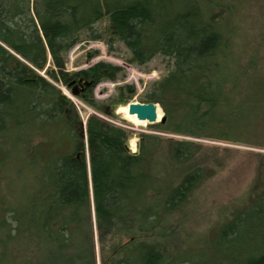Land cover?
<instances>
[{
  "label": "trees",
  "instance_id": "1",
  "mask_svg": "<svg viewBox=\"0 0 264 264\" xmlns=\"http://www.w3.org/2000/svg\"><path fill=\"white\" fill-rule=\"evenodd\" d=\"M240 4L0 0V264H264V153L211 237L176 246L165 233L221 166L218 147L144 134L131 153L128 130L94 115L83 127L50 82H114L118 67L98 62L69 73L66 56L81 33L120 42L135 66L172 61L143 96L164 114L150 128L264 150V35L257 52L235 43ZM132 90L114 104L129 103ZM88 92L81 98L99 112ZM61 125L65 151L47 136Z\"/></svg>",
  "mask_w": 264,
  "mask_h": 264
},
{
  "label": "rangeland",
  "instance_id": "2",
  "mask_svg": "<svg viewBox=\"0 0 264 264\" xmlns=\"http://www.w3.org/2000/svg\"><path fill=\"white\" fill-rule=\"evenodd\" d=\"M242 10L237 12L235 18V31L233 38L235 43L241 44V50L248 52H257L261 50L262 37L264 35V0H240ZM234 17V15H233ZM248 23H241V20ZM106 19L97 24V28L102 32L106 31ZM261 35V37H260ZM260 54V52L258 53ZM131 55L123 43L115 42L112 47L107 45L105 40L91 41L81 33L78 42L68 52L66 56L65 70L69 73L87 70L98 62H105L120 69L117 79L114 82L106 79L101 80L93 87H90L87 94L89 99L101 106V110L95 111L84 102L80 95L71 94L72 88L66 87L63 82H52L48 79L66 98H68L79 118L83 121L89 116H97L100 119L120 126L130 133L127 141L128 149L131 153H136L138 149L139 136L144 134L156 135L163 138L190 140L198 144L217 146V154L223 160L221 166L216 165L217 171L208 178L203 185L195 192L186 208L177 214V221L173 222L170 233L166 236L172 237V243L177 246L179 241L182 243L187 240L191 244H201L205 239L211 237L214 224L225 219L227 208L233 200L239 198L250 184L254 181L257 169V159L259 153H264L263 149L258 148L251 142L249 144H228L212 140H203L188 138L168 134L164 131H158L150 128V125L134 124L118 113V108L124 104H114L119 93H125L127 87L133 88V94L129 102L143 103V96L148 91L152 82L165 77L170 70L172 61L163 56L154 57L144 66H135L129 62ZM259 64V63H258ZM47 64L46 66H48ZM47 67H45V70ZM45 70L40 74L44 77ZM80 87H76L79 91ZM120 89V91H118ZM131 91V90H130ZM127 94V93H125ZM112 112L111 116L106 113ZM259 130V129H258ZM261 139L264 136V129L261 130ZM67 130L65 126L48 130V138L56 144V148L61 151L68 149V142L65 140ZM131 140H134L135 146L132 148ZM171 236V237H170ZM189 239V240H188Z\"/></svg>",
  "mask_w": 264,
  "mask_h": 264
},
{
  "label": "water",
  "instance_id": "3",
  "mask_svg": "<svg viewBox=\"0 0 264 264\" xmlns=\"http://www.w3.org/2000/svg\"><path fill=\"white\" fill-rule=\"evenodd\" d=\"M81 81H83V80L80 79V80H78L77 83L80 84ZM73 83H74V81L69 83V85H67V86H70ZM83 83H84L85 87H89L91 85V82L83 81ZM71 94L74 96H77L78 91H75L74 89H72ZM157 107H159V106L157 104H154V103L141 104V103H137V102H131L127 105V112L129 115L136 116V119H138V120L146 121L149 124H153L155 122H158L156 120ZM163 121H164V119L161 118V120L159 122H163Z\"/></svg>",
  "mask_w": 264,
  "mask_h": 264
},
{
  "label": "bare ground",
  "instance_id": "4",
  "mask_svg": "<svg viewBox=\"0 0 264 264\" xmlns=\"http://www.w3.org/2000/svg\"><path fill=\"white\" fill-rule=\"evenodd\" d=\"M117 111L118 113L123 114L126 119H128L130 122L134 124H143L144 122H146L136 119V116L134 115H129L127 112V106H120ZM160 118H161V110L159 109V107H157L156 120H159ZM131 146L132 148H134L135 146L134 140H131Z\"/></svg>",
  "mask_w": 264,
  "mask_h": 264
},
{
  "label": "flooded vegetation",
  "instance_id": "5",
  "mask_svg": "<svg viewBox=\"0 0 264 264\" xmlns=\"http://www.w3.org/2000/svg\"><path fill=\"white\" fill-rule=\"evenodd\" d=\"M82 85H83V82L81 83ZM73 86V85H72ZM81 86V85H80ZM74 90H76V87L74 86V88H73ZM88 89L86 88V89H81V87H80V92L81 93H84V92H86Z\"/></svg>",
  "mask_w": 264,
  "mask_h": 264
}]
</instances>
